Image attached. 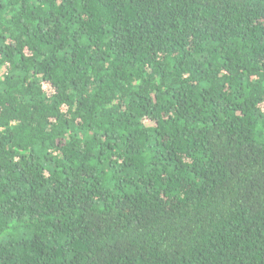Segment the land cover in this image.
Segmentation results:
<instances>
[{
	"label": "trees",
	"instance_id": "obj_1",
	"mask_svg": "<svg viewBox=\"0 0 264 264\" xmlns=\"http://www.w3.org/2000/svg\"><path fill=\"white\" fill-rule=\"evenodd\" d=\"M0 264H264V0H0Z\"/></svg>",
	"mask_w": 264,
	"mask_h": 264
}]
</instances>
